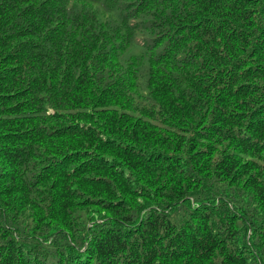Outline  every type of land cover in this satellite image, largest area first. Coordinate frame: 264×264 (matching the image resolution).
<instances>
[{
  "label": "trees",
  "instance_id": "1",
  "mask_svg": "<svg viewBox=\"0 0 264 264\" xmlns=\"http://www.w3.org/2000/svg\"><path fill=\"white\" fill-rule=\"evenodd\" d=\"M0 264H264V0H0Z\"/></svg>",
  "mask_w": 264,
  "mask_h": 264
},
{
  "label": "rangeland",
  "instance_id": "2",
  "mask_svg": "<svg viewBox=\"0 0 264 264\" xmlns=\"http://www.w3.org/2000/svg\"><path fill=\"white\" fill-rule=\"evenodd\" d=\"M141 82H144V80H143V79H141Z\"/></svg>",
  "mask_w": 264,
  "mask_h": 264
}]
</instances>
